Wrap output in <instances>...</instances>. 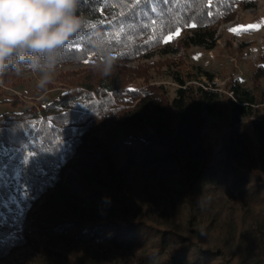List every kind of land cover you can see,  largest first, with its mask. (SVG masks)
Listing matches in <instances>:
<instances>
[{
	"label": "trees",
	"instance_id": "16d2710c",
	"mask_svg": "<svg viewBox=\"0 0 264 264\" xmlns=\"http://www.w3.org/2000/svg\"><path fill=\"white\" fill-rule=\"evenodd\" d=\"M253 4L80 0L83 26L36 89L52 97L27 105L6 87L32 70L0 72V100L25 105L0 112V260L33 244L40 264H96L68 245L100 242L136 264L255 263L244 244L253 224L264 232V52L253 85L224 88L171 56L213 49L220 25ZM98 45L112 53L107 72Z\"/></svg>",
	"mask_w": 264,
	"mask_h": 264
},
{
	"label": "rangeland",
	"instance_id": "374dc122",
	"mask_svg": "<svg viewBox=\"0 0 264 264\" xmlns=\"http://www.w3.org/2000/svg\"><path fill=\"white\" fill-rule=\"evenodd\" d=\"M219 37L217 44L213 49H205L200 46H194L187 52L181 49L171 56L178 57L182 54L189 63L200 64L203 67L214 71L217 76L214 81L220 87H225L231 80L238 78L245 85H253L252 78L254 70L261 62V55L264 52V0H254V4L248 8H241L235 14L232 20L223 22L219 27ZM160 57L155 54L151 59ZM81 64L68 65L64 68H77ZM57 70H55L56 72ZM26 82L18 87H6L7 94H18L30 105L40 100L48 99L54 95L57 90L46 89L37 95V82L40 78L39 72L30 71L24 74ZM161 82V80H158ZM170 93H173L176 82L171 78L165 79ZM0 85H4L0 80ZM261 90L264 93V79L260 80ZM23 104L13 105L9 101L0 100V112L10 109H21ZM258 121L264 126V112L259 114ZM250 132L248 125L245 129H239L238 132L246 134ZM87 213H97L105 216L108 213L106 207L88 206ZM154 216H162L161 210L154 208L151 211ZM245 251L255 261L253 264H264V232L260 225L255 223L251 226L249 234L244 244ZM70 252H83L91 254L96 264H136L134 256L124 250L112 249L100 242L92 244L74 243L68 245ZM99 255L102 258H99ZM42 252L33 244H27L17 248L9 255L0 260V264H40ZM46 264H59L54 260L46 261Z\"/></svg>",
	"mask_w": 264,
	"mask_h": 264
},
{
	"label": "clouds",
	"instance_id": "9594fccd",
	"mask_svg": "<svg viewBox=\"0 0 264 264\" xmlns=\"http://www.w3.org/2000/svg\"><path fill=\"white\" fill-rule=\"evenodd\" d=\"M80 0H0V72L21 66L40 73L38 88L52 82L64 46L83 26ZM103 52L104 71L112 53Z\"/></svg>",
	"mask_w": 264,
	"mask_h": 264
}]
</instances>
